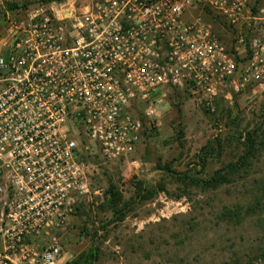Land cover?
Wrapping results in <instances>:
<instances>
[{"label":"built area","instance_id":"2783aa9c","mask_svg":"<svg viewBox=\"0 0 264 264\" xmlns=\"http://www.w3.org/2000/svg\"><path fill=\"white\" fill-rule=\"evenodd\" d=\"M220 16L233 48L208 14ZM0 264H60L92 193L78 137L140 167L144 123L185 88L209 113L264 90V5L252 0H0Z\"/></svg>","mask_w":264,"mask_h":264},{"label":"rangeland","instance_id":"374dc122","mask_svg":"<svg viewBox=\"0 0 264 264\" xmlns=\"http://www.w3.org/2000/svg\"><path fill=\"white\" fill-rule=\"evenodd\" d=\"M252 3L262 6L264 0ZM207 16L233 48L220 16ZM3 21L0 14V55L7 49ZM165 102L162 113L152 117L144 113L146 106H133L144 123L133 155L138 168L125 161L106 162L87 137H78L97 193L80 203L62 231L60 264H72L91 250L97 258L90 264H264V90L222 97L215 113L185 88L170 90ZM250 131L255 132L256 150L227 182L204 189L178 179L182 173L209 178L239 161ZM111 185L121 190L122 204H131L122 221H114L107 203ZM150 189L157 192L138 198Z\"/></svg>","mask_w":264,"mask_h":264},{"label":"trees","instance_id":"16d2710c","mask_svg":"<svg viewBox=\"0 0 264 264\" xmlns=\"http://www.w3.org/2000/svg\"><path fill=\"white\" fill-rule=\"evenodd\" d=\"M254 131L247 132L245 145V152L240 158L239 161L229 162L222 169L217 170L211 177L209 178H194L190 176L188 173H182L178 179L183 181L184 183L192 182L196 186L203 187L204 189L216 188L221 184L227 182L229 180L230 175L237 174L243 169V165L250 159L253 153L256 150L258 145L256 137L254 136ZM206 148H204L205 151ZM205 161V158L203 157ZM170 169V166H168ZM146 188H142V191ZM161 190H164L163 186H160ZM157 191L154 189L148 190V194H141L139 192L138 198L148 199L150 196H153ZM108 206L113 211L114 221H122L128 211V208L131 207L129 203H121L122 192L116 186L111 185L108 192ZM234 213L240 215L238 210H235ZM97 258V252L90 251L89 253L82 255L72 262V264H90L91 260H95Z\"/></svg>","mask_w":264,"mask_h":264},{"label":"crops","instance_id":"0c3cea01","mask_svg":"<svg viewBox=\"0 0 264 264\" xmlns=\"http://www.w3.org/2000/svg\"><path fill=\"white\" fill-rule=\"evenodd\" d=\"M165 99H166V96L163 97V100L160 102V104H159V103L155 104V107L158 109V114H159V113H162L161 110H162V109L164 108V106L166 105Z\"/></svg>","mask_w":264,"mask_h":264}]
</instances>
